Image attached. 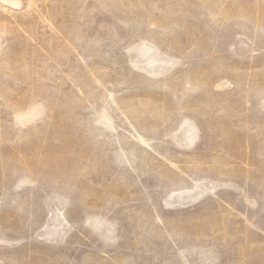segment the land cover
<instances>
[{"label": "rangeland", "instance_id": "rangeland-1", "mask_svg": "<svg viewBox=\"0 0 264 264\" xmlns=\"http://www.w3.org/2000/svg\"><path fill=\"white\" fill-rule=\"evenodd\" d=\"M0 0V264H264V0Z\"/></svg>", "mask_w": 264, "mask_h": 264}, {"label": "bare ground", "instance_id": "bare-ground-1", "mask_svg": "<svg viewBox=\"0 0 264 264\" xmlns=\"http://www.w3.org/2000/svg\"><path fill=\"white\" fill-rule=\"evenodd\" d=\"M5 2H8V3H14L13 0H4Z\"/></svg>", "mask_w": 264, "mask_h": 264}]
</instances>
